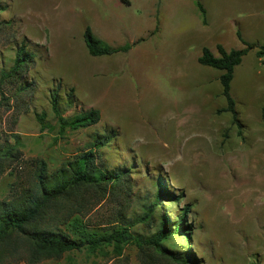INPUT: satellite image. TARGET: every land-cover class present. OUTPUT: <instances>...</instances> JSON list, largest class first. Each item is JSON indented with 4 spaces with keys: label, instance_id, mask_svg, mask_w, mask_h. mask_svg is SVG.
I'll list each match as a JSON object with an SVG mask.
<instances>
[{
    "label": "rangeland",
    "instance_id": "obj_1",
    "mask_svg": "<svg viewBox=\"0 0 264 264\" xmlns=\"http://www.w3.org/2000/svg\"><path fill=\"white\" fill-rule=\"evenodd\" d=\"M130 1L0 0L7 8L0 11V78L24 42L34 55L21 81L0 80V154L13 151L0 177V201L33 188L37 160L54 172L94 136H112L97 164L129 168L131 190L126 182L102 201L85 198L81 218L89 228L106 232L120 218L136 221L163 185L179 202L161 201L154 222L131 232L151 237L163 217L173 228L189 207L190 230L170 239L169 249L193 256L195 264H264V59L257 57L264 0ZM87 28L111 47L131 49L93 57ZM219 46L248 49L231 83L237 118L227 111L223 72L199 62L204 49L220 57ZM54 91L65 117L92 107L101 122L55 142ZM43 113L55 130H41ZM112 250L72 251L40 264H167L133 244L120 256Z\"/></svg>",
    "mask_w": 264,
    "mask_h": 264
},
{
    "label": "trees",
    "instance_id": "obj_2",
    "mask_svg": "<svg viewBox=\"0 0 264 264\" xmlns=\"http://www.w3.org/2000/svg\"><path fill=\"white\" fill-rule=\"evenodd\" d=\"M130 6V0H119ZM203 13V7L199 5ZM7 8L0 3V11ZM239 37L242 39L241 35ZM84 40L88 52L93 57L109 56L119 52H128L131 47H111L98 39L91 28H87ZM220 57H216L209 49H204L199 62L223 72L221 83L224 87L231 112L235 118V102L231 95V83L234 72L248 52L246 50L227 52L222 46L218 48ZM257 57L264 59V47L257 51ZM34 64V55L27 49L24 42L18 49L13 67L1 72V82H18L23 79ZM52 110L58 123V135L55 142L64 136L67 131H78L96 126L101 122V113L98 109L75 114L73 117L64 116L60 105L58 91L52 93ZM74 105V104H73ZM70 108L72 104L68 105ZM47 115L43 113L37 117L41 130H55V126L47 122ZM236 120V119H235ZM112 136L96 135L88 144L87 150L66 161L59 169L49 172L44 160H37L38 166L33 188L22 193L13 192L10 200L0 201V264L6 262L24 261L26 264H40L47 260H61L63 256L72 251L87 249L91 254L100 252L109 254V249L117 256L122 254L127 245H136L146 255L153 252L158 260L167 264H195L193 256L174 251L166 243L174 236H181L187 229L185 214L181 215L177 224L172 228L166 217L162 218L159 229L151 237L135 235L131 228L136 224L151 225L154 222V212L161 205V201L179 202L173 199L172 194L166 193L160 186L155 200L148 207V211L131 223L119 219L118 227L106 232L89 228L81 218L85 213V198L92 195L97 202L102 201L109 194L115 195L123 185L128 183L127 194H130L131 171L129 168L120 170L102 169L97 161L100 159V150L109 147ZM13 151L0 154V177L10 165L9 160ZM172 198V199H171ZM183 239L187 242L190 235L185 233ZM152 256V255H151ZM21 258V259H20ZM154 258L155 260H157Z\"/></svg>",
    "mask_w": 264,
    "mask_h": 264
},
{
    "label": "crops",
    "instance_id": "obj_3",
    "mask_svg": "<svg viewBox=\"0 0 264 264\" xmlns=\"http://www.w3.org/2000/svg\"><path fill=\"white\" fill-rule=\"evenodd\" d=\"M131 2V1H130ZM96 35H97V38H99L100 40H104V37L102 38L98 33H96ZM105 36H106V34H104ZM88 50V49H87ZM74 90V89H73ZM75 105V104H74ZM73 105V106H74ZM89 108H91L92 109V107H89ZM84 112H86V111H84ZM83 113V112H82Z\"/></svg>",
    "mask_w": 264,
    "mask_h": 264
}]
</instances>
